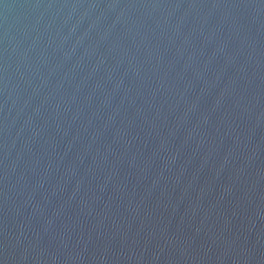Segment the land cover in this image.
Here are the masks:
<instances>
[{
    "label": "water",
    "instance_id": "obj_1",
    "mask_svg": "<svg viewBox=\"0 0 264 264\" xmlns=\"http://www.w3.org/2000/svg\"><path fill=\"white\" fill-rule=\"evenodd\" d=\"M0 264H264V0H0Z\"/></svg>",
    "mask_w": 264,
    "mask_h": 264
}]
</instances>
